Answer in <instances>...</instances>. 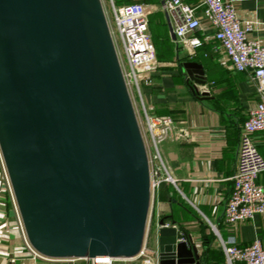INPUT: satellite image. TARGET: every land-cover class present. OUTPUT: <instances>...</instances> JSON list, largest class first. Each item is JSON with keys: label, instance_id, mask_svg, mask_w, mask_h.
Returning <instances> with one entry per match:
<instances>
[{"label": "water", "instance_id": "obj_1", "mask_svg": "<svg viewBox=\"0 0 264 264\" xmlns=\"http://www.w3.org/2000/svg\"><path fill=\"white\" fill-rule=\"evenodd\" d=\"M182 67L192 93L208 96L202 65ZM0 155L38 254L139 255L149 165L101 0H0ZM167 219L155 230L158 264H202Z\"/></svg>", "mask_w": 264, "mask_h": 264}, {"label": "crops", "instance_id": "obj_2", "mask_svg": "<svg viewBox=\"0 0 264 264\" xmlns=\"http://www.w3.org/2000/svg\"><path fill=\"white\" fill-rule=\"evenodd\" d=\"M155 10L148 17L149 33L158 66L150 83L142 84L136 99L149 115L171 116L181 138H170L161 146L162 157L174 183H162L152 200L153 220L148 228L149 250L156 249V217L168 218L184 231L189 244L205 250V237L212 234V248L220 255L217 264H226L213 229L225 238L224 211L232 191L239 136L248 113L258 103L254 83L245 73L233 72L222 53H215L213 29L202 19L195 34L203 46L189 57L187 50L173 36V16L159 9L163 0H136ZM194 4L196 0H185ZM241 21L264 25V0H232ZM200 15V13L198 14ZM200 18L201 15H200ZM264 43V26L251 34ZM156 41V42H155ZM160 44L158 49L156 45ZM202 65L208 96L191 91L194 85L182 65ZM191 76L196 77L193 69ZM201 92L204 87L197 86ZM259 153L264 157V133L254 135ZM258 183L264 185V173ZM241 246L259 240L264 247V215H255L235 227ZM155 241V242H154ZM14 260V262H11ZM63 261L33 259L25 247L9 193L4 186L0 157V264H54ZM216 264V263H210ZM240 264V263H236Z\"/></svg>", "mask_w": 264, "mask_h": 264}, {"label": "built area", "instance_id": "obj_3", "mask_svg": "<svg viewBox=\"0 0 264 264\" xmlns=\"http://www.w3.org/2000/svg\"><path fill=\"white\" fill-rule=\"evenodd\" d=\"M109 1L114 29L109 23L108 26L118 60L119 51L124 58V66L120 60L119 63L128 93L130 95L134 91L136 97L141 96V85L150 83L152 74L159 65L148 25V17L155 8L140 2L116 5L114 0ZM159 9L173 16V34L176 41L187 50L189 57H194L196 51L203 46V41L195 34L202 28L204 19L214 31V52L222 53L233 72L247 74L254 83L259 101L249 111L239 136L236 169L231 178L232 191L223 217L227 236L223 238L216 229L213 232L226 264H264V247L261 242L255 240L247 246H241L234 232L240 223L252 220L255 215H264V185L258 183L259 176L264 173V157L259 153L253 138L257 133H264V43L251 37L252 32L264 25L254 21H241L232 0H196L194 4L185 0H163ZM201 87H204L201 92L209 93L205 85ZM138 124L147 153L151 202L145 240L137 257H144L143 264H158L157 248H147L148 228L153 220L151 205L154 194L162 183H174L163 160L161 146L170 138H181L184 132L176 129L171 116L149 115L144 108L142 122ZM2 172L4 186L9 193L25 247L33 259L49 260L30 246L3 162ZM157 218L156 226L159 221ZM165 227H175L178 232L177 241L189 244L184 231L170 223H166ZM74 260L77 259L58 261ZM116 260L119 259L109 260L108 264ZM82 261L85 264L99 262L93 259Z\"/></svg>", "mask_w": 264, "mask_h": 264}, {"label": "rangeland", "instance_id": "obj_4", "mask_svg": "<svg viewBox=\"0 0 264 264\" xmlns=\"http://www.w3.org/2000/svg\"><path fill=\"white\" fill-rule=\"evenodd\" d=\"M114 1L116 2L117 0H114ZM101 3L103 6V9H104V12H105L107 22L109 23L111 28L114 29V23H113V19H112L111 10H110V1L109 0H101ZM119 60L121 61V64L124 66V58H123L122 52L120 53V51H119ZM130 98H131V101L133 104V108L135 111L137 121L139 123H141L142 122V113H141L142 107L139 105V102L136 99L134 91L130 93ZM152 243H153V241L150 243V240H148L147 241V248H149V245H152ZM143 260H144V257H135L132 259H119V260H116L115 262H113L112 264H143ZM54 264H85V262L82 260H74L72 262L63 261V262H58V263H54Z\"/></svg>", "mask_w": 264, "mask_h": 264}, {"label": "trees", "instance_id": "obj_5", "mask_svg": "<svg viewBox=\"0 0 264 264\" xmlns=\"http://www.w3.org/2000/svg\"><path fill=\"white\" fill-rule=\"evenodd\" d=\"M131 2H137L136 0H117L115 2L116 5H121L123 3H131ZM156 42V41H155ZM158 49L161 48V45H156ZM213 241L212 234H209L205 237V250L202 253V264H210V263H219L220 261V255L217 253L215 249L212 248L211 244Z\"/></svg>", "mask_w": 264, "mask_h": 264}, {"label": "bare ground", "instance_id": "obj_6", "mask_svg": "<svg viewBox=\"0 0 264 264\" xmlns=\"http://www.w3.org/2000/svg\"><path fill=\"white\" fill-rule=\"evenodd\" d=\"M101 261H103V262H105L107 264L110 262L109 260H101Z\"/></svg>", "mask_w": 264, "mask_h": 264}]
</instances>
